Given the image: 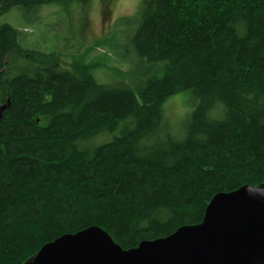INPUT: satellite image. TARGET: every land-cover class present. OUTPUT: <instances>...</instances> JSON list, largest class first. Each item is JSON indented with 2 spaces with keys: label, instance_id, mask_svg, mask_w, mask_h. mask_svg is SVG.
Wrapping results in <instances>:
<instances>
[{
  "label": "trees",
  "instance_id": "obj_1",
  "mask_svg": "<svg viewBox=\"0 0 264 264\" xmlns=\"http://www.w3.org/2000/svg\"><path fill=\"white\" fill-rule=\"evenodd\" d=\"M91 1L0 0V18ZM21 40L0 22V264L94 227L134 250L202 224L219 194L264 188V0H143L138 63L110 84L88 61L98 45L63 62ZM184 92L178 136L165 104Z\"/></svg>",
  "mask_w": 264,
  "mask_h": 264
},
{
  "label": "water",
  "instance_id": "obj_2",
  "mask_svg": "<svg viewBox=\"0 0 264 264\" xmlns=\"http://www.w3.org/2000/svg\"><path fill=\"white\" fill-rule=\"evenodd\" d=\"M7 109L0 106V123ZM33 264H264V188L219 194L202 224L134 250L94 227L46 244Z\"/></svg>",
  "mask_w": 264,
  "mask_h": 264
},
{
  "label": "rangeland",
  "instance_id": "obj_3",
  "mask_svg": "<svg viewBox=\"0 0 264 264\" xmlns=\"http://www.w3.org/2000/svg\"><path fill=\"white\" fill-rule=\"evenodd\" d=\"M142 10L143 0H92L87 6L57 4L38 14L14 9L2 16L0 22L21 31L24 48L60 53L63 62L88 46L98 45L88 61L105 64L93 74L98 82L110 84L115 68L130 70L138 63L129 40L139 25ZM194 107L191 92L177 94L166 102L165 115L178 136ZM119 134L120 129L112 136Z\"/></svg>",
  "mask_w": 264,
  "mask_h": 264
}]
</instances>
